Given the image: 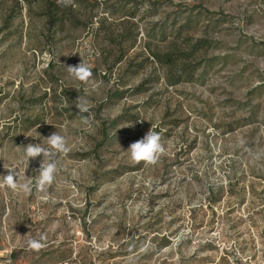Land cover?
Here are the masks:
<instances>
[{"label":"rangeland","instance_id":"obj_1","mask_svg":"<svg viewBox=\"0 0 264 264\" xmlns=\"http://www.w3.org/2000/svg\"><path fill=\"white\" fill-rule=\"evenodd\" d=\"M170 41L175 85L147 59ZM150 129L163 152L132 161ZM54 132L46 192L0 183V264H264V0H0V180Z\"/></svg>","mask_w":264,"mask_h":264},{"label":"clouds","instance_id":"obj_2","mask_svg":"<svg viewBox=\"0 0 264 264\" xmlns=\"http://www.w3.org/2000/svg\"><path fill=\"white\" fill-rule=\"evenodd\" d=\"M66 68L68 74L72 78L83 83H89L91 81L93 76L92 70L83 61L78 65H68ZM75 106L81 113L89 111V103L82 97L76 99ZM82 119H84L85 123L88 122L86 117H83ZM46 140L49 145L48 148L32 143H29L26 147H22L23 153L19 160L16 164L11 165L6 169L7 174L2 176L0 183L13 190H19L25 196L31 195L34 187L37 190V193L46 192L51 186L58 170L54 156L57 153H67L70 150L66 138L58 132L52 133L46 138ZM160 140L161 138L159 134L150 129L143 138L131 143L127 150L130 154V159L134 162L145 161L148 163H155L158 154L163 152V146ZM41 154L44 159L38 176L35 178L28 177L25 174L20 176L17 172V168L29 163L30 159L36 158ZM43 239L44 237H41L40 240H30L29 244L31 248L36 250L42 248L44 246L42 243Z\"/></svg>","mask_w":264,"mask_h":264},{"label":"trees","instance_id":"obj_3","mask_svg":"<svg viewBox=\"0 0 264 264\" xmlns=\"http://www.w3.org/2000/svg\"><path fill=\"white\" fill-rule=\"evenodd\" d=\"M200 47V45H199ZM191 52H187L182 45H179L175 41H170L164 49L155 47L151 49L148 60L152 57L159 65L166 66L167 69V80L171 85L178 84L179 82L193 78V66L190 59ZM116 93V95H119ZM223 189L222 187L219 188ZM214 189L210 190V197L214 200L215 197Z\"/></svg>","mask_w":264,"mask_h":264}]
</instances>
